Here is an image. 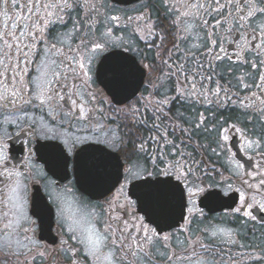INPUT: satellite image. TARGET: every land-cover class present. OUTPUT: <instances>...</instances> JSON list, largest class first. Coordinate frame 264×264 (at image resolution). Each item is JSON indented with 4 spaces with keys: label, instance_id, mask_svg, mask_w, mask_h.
<instances>
[{
    "label": "flooded vegetation",
    "instance_id": "flooded-vegetation-1",
    "mask_svg": "<svg viewBox=\"0 0 264 264\" xmlns=\"http://www.w3.org/2000/svg\"><path fill=\"white\" fill-rule=\"evenodd\" d=\"M99 3L100 0H97L98 6ZM146 3L147 0H107V13L95 17L102 22L96 24L97 35L111 28V36L106 49L95 54L90 94L96 100L88 105L86 118L74 115L70 112V105L63 102L53 101L40 106L39 102L34 101L36 106H22L0 101V147L9 157L7 162H0V170L6 167L9 171L22 173L12 179L21 182L23 213L28 221H21L19 232L8 229L11 233L9 236L3 231L4 225L17 220V216L13 215L15 210L9 212L7 220L0 219V240H22L27 243L22 229H31L27 235L37 241L41 249L47 245L51 255L57 257V264H66L64 253H57L56 249L61 246V241H67L66 245L61 246L66 252L68 247H75V242L69 240L67 223L61 226L58 221L60 208L78 217L92 214L91 218L94 219L95 215L102 214V219L106 220L109 214H115L109 212L110 203L115 207L134 201L129 211L135 210L137 215L145 216L150 227H156L162 231V235L172 234L169 242L171 251L165 257L155 256L152 264H167V256L172 255V251L181 256L174 264H188L183 257L189 255L192 249L207 264H264V210L258 206L246 209L241 205V197L248 203H252L253 196L257 201L264 200V186H259L260 181L264 180V95H260L261 88L257 87H264V82L259 80L264 68L257 71L243 65L244 59L251 60L252 57L241 53L240 60H236L235 45L225 41L219 47H224L233 60L225 58L216 61L211 56L200 58L215 65V72L219 74L217 79L227 84L231 100L225 102L224 93L220 94L219 103L215 97L211 104L198 103L195 99H177L163 106V112L170 118L155 113L156 101L176 94L167 77L169 69L163 64L171 43L166 40L162 44L158 36L149 37L146 31H137V28H143L145 21L133 19L127 23V17L135 18ZM153 3H158V0H153ZM146 10L151 12L152 20L162 18L160 14L163 9L149 7ZM99 12L104 13L105 9L99 8ZM111 15L119 16L120 20L109 21L107 17ZM227 27L223 25L221 31ZM71 29L70 22L67 30ZM61 31H65L62 26ZM156 31L163 34L160 33V26ZM197 36V31L193 30L186 43L180 42V48L187 52L191 44L200 42ZM231 39L229 36L228 40ZM78 42L74 35L69 45L76 47ZM219 47H213V51H219ZM220 55L224 56V53ZM178 56L180 53H176L168 63H173ZM261 59H264V55ZM179 62L184 63V60ZM245 73H252L255 79L248 78ZM221 75L224 79H220ZM241 78L243 83L239 82ZM244 84L252 87L245 88ZM137 87L136 93L128 98ZM121 96L124 101H120ZM85 99H88V95H85ZM241 101L244 106H241ZM136 109L139 111L135 112L134 121L133 112ZM154 113L160 117L158 120L153 119ZM154 122L162 125L161 132L166 126L168 139L177 144H181V139L188 140L190 134L191 143L187 147L181 144V147L193 152L196 159L201 161L195 173L199 178L194 183L203 191L190 195L187 188L193 185L181 181L179 187L169 190V194L156 195V201L150 205L139 202L131 195V184L140 179L162 178L173 185L177 184L173 178L156 176L152 161L147 159L148 155L155 154L154 142L149 137L159 135L151 127ZM197 124H200L199 128L195 127ZM177 125L188 129V134L180 132ZM230 125H235V128ZM225 128L228 129L227 141L222 139ZM113 132L124 142L112 143ZM133 139L136 144L142 140L148 141L147 152L133 154ZM248 141H258L259 146L254 144L248 147ZM85 146H88L86 154L75 158ZM129 158L132 163L138 161L140 165L131 174L127 171ZM43 159L50 161L52 171L47 169ZM114 167H120L121 177L115 185L110 186H113L111 189L109 187L104 192L105 187L96 185L93 196L78 186L77 175L86 176L84 182L89 181L92 175L104 177L102 181H105L106 176L116 175ZM145 167L153 173L152 176L143 171ZM189 179L193 180L192 177ZM185 184L187 187H184ZM0 191H4L2 187ZM57 194L63 199H56ZM237 207L241 208V212L234 211ZM245 210L251 211L256 219L245 217ZM219 229L231 231L236 244L223 242L225 238ZM212 232H217V236L213 237ZM198 242L209 246L210 251L205 252ZM135 251L136 255L129 256L131 264H144L143 252ZM161 251L164 249L161 248ZM217 252L221 255H214ZM15 260L16 257H10L8 264H14ZM32 264L46 262L37 256ZM81 264H86L83 258Z\"/></svg>",
    "mask_w": 264,
    "mask_h": 264
},
{
    "label": "snow or ice",
    "instance_id": "snow-or-ice-1",
    "mask_svg": "<svg viewBox=\"0 0 264 264\" xmlns=\"http://www.w3.org/2000/svg\"><path fill=\"white\" fill-rule=\"evenodd\" d=\"M149 7L163 9L160 14L162 18L158 21L152 20L151 12L146 10ZM99 8H104L105 12L100 13ZM107 11V0H100L99 6L97 0H83V3L81 0H0V101L7 105L22 106H36L34 101L39 102L40 106L51 104L53 101L63 102L70 105V112L74 115L86 118L88 105L96 100V97L90 94L95 54L106 49L111 36V28L97 35L96 24L102 22L95 17L105 15ZM107 19L118 22L120 17L111 15ZM133 19L145 21L143 28H137V31H146L149 37L158 36L162 44L166 40L171 43V49H167V58L163 60V64L169 69L167 77L176 95L156 101L154 105L155 113L167 118L170 117L163 112V106L177 99H195L198 103L211 104L212 98L215 97L219 103L220 94L224 93L225 102L231 100L228 95L229 87L217 79L219 74L215 72V65L200 58L211 56L216 61L225 58L233 60L224 47H219L225 41L235 45L236 60H240L241 53L252 57L251 60L244 59L243 65L257 71L264 68V59H261L264 55V0H158V3L147 0L139 15L135 18L127 17V23H131ZM70 22L72 29L68 31ZM225 24L228 25L227 29L221 31ZM61 26L65 31H61ZM157 26H160L162 35L157 33ZM193 30L197 31L200 42L191 44L185 52L180 48V42L186 43ZM199 33L203 35L200 36ZM74 35L79 42L76 47H71L69 41ZM229 36L232 37L231 40H228ZM213 47H219V51L214 52ZM221 52L224 56L220 55ZM176 53H180V56L169 64L168 61L172 60ZM53 56L56 58L53 59ZM181 59L184 63L179 62ZM244 75L255 79L252 73ZM220 79L224 77L221 75ZM259 80L264 82V73L259 74ZM239 82L243 83L242 78ZM243 86L252 87L248 84ZM257 87L261 88L260 95H264V87ZM85 89L88 91L85 92ZM85 95H88L87 100ZM241 106H244L242 101ZM138 111L139 109H136L133 112L134 121L135 112ZM155 113L153 119L158 120L160 117ZM151 127L159 132V135L149 137V140L154 142L155 154L148 155L147 159L152 161L156 176L170 177L177 181V184L173 185L169 180L157 179L155 186L158 194L165 195L169 190L179 187L181 181L193 185L187 188L190 195L203 191L194 183V180L199 178L195 173L199 170L201 161L196 159L193 152L181 147V144L187 147L191 143L188 129L176 126L180 132L189 135L188 140L181 139V144H177L168 139L166 126L162 132L161 124L154 122ZM195 127L199 128L200 124ZM230 127L235 128V125ZM175 131L176 128L173 133ZM227 132V128L223 129L224 141L229 139ZM111 142L115 144L124 141L113 132ZM131 143L133 154L147 152L148 141L142 140L136 144L133 139ZM254 144L259 146L258 141H248V147ZM8 159L4 148L0 147V162H7ZM129 164L127 171L130 174L134 168L140 167L138 161L132 163L131 158ZM143 171L148 176L153 175L146 167ZM21 175L22 173L9 171L6 167L0 170V177L3 178L0 179V187L4 190L0 191V219L7 220V214L13 210V215L17 216L15 222L8 221L4 225L3 231L9 236L11 233L8 229L19 232L21 221L28 222L23 213L21 182L19 179H12ZM190 177L193 180H190ZM13 184L15 186H12ZM259 186H264V180L260 181ZM184 187H187V184ZM181 195L184 196V193L181 192ZM56 199L62 200L63 197L57 194ZM131 203L134 201L115 207L110 203L109 212L115 214H109L106 220L102 219V214L95 215L94 219L91 218L92 214L78 217L75 213H66L64 208H60L58 221L61 226L67 223L69 240L75 242V247H68L65 252L61 246L66 245L67 241H61V246L57 247L56 252L64 253L63 260L66 264H81L82 258L86 264H131L129 256L136 255L135 250L143 252L144 264H152L155 256L165 257L167 252L171 251L169 242L172 240V234L162 235V231L150 227L145 216L137 215L135 210L129 211ZM241 205L246 209L258 206L264 210V200L257 201L254 196L252 203L241 197ZM234 211L239 213L241 208L237 207ZM243 215L252 220L256 219L248 210H245ZM22 230L27 243L22 240H0V264H8L13 256L16 257L14 264H32L37 256L46 264H57V257L51 255L47 245L41 249L39 243L27 235L31 229ZM218 231L225 238L223 242L236 244L231 231ZM211 235L215 237L217 232H212ZM199 246L205 252L210 251L209 246L203 243H199ZM161 248L164 251H161ZM180 258V254L172 251V255L167 256V264H174V261ZM183 259H186L188 264H207L203 257H198L195 249Z\"/></svg>",
    "mask_w": 264,
    "mask_h": 264
},
{
    "label": "water",
    "instance_id": "water-1",
    "mask_svg": "<svg viewBox=\"0 0 264 264\" xmlns=\"http://www.w3.org/2000/svg\"><path fill=\"white\" fill-rule=\"evenodd\" d=\"M131 82L132 81L128 82V84H130ZM117 83H119V82H117ZM118 87H121V86H118ZM137 90H138V87L131 94L128 95V98H130L132 95H134ZM114 97L117 98L119 96H114ZM120 101H124V98L122 96H121ZM44 144H46V143H44ZM91 148H92V146H91ZM86 150H87V147L82 148L79 152H77V157H80V156H83L84 154H86L85 153ZM43 161L47 164L48 170L52 171L53 166L50 163V161L47 159H43ZM115 169H116V175L106 176L105 181H102L104 179V177L92 175V177H90L89 181L84 182L86 176L77 175L76 178H77L78 186L80 187V189H82L86 193L93 195V196L95 195L94 188L96 185H100V186L105 187V190H104V192H105V191H107V189L111 185H115V183H117V181L121 177L120 167H117ZM157 179L163 180L162 178H155V179L154 178H145V179H140V180L134 181L130 187L131 195L136 197L139 202L145 203L147 205H150L151 203L155 202L156 201V195H159L158 191H157V187L155 186V181ZM112 187H110L109 189H111ZM167 193L169 194L170 191H168Z\"/></svg>",
    "mask_w": 264,
    "mask_h": 264
}]
</instances>
